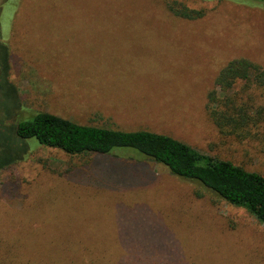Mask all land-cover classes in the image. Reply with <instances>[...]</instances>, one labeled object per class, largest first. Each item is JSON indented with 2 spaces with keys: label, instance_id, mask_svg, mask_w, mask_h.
Masks as SVG:
<instances>
[{
  "label": "rangeland",
  "instance_id": "1",
  "mask_svg": "<svg viewBox=\"0 0 264 264\" xmlns=\"http://www.w3.org/2000/svg\"><path fill=\"white\" fill-rule=\"evenodd\" d=\"M0 38V264H264V224L136 149L15 131L39 111L147 129L264 176V133L220 134L206 109L229 60L264 68V0H0Z\"/></svg>",
  "mask_w": 264,
  "mask_h": 264
},
{
  "label": "trees",
  "instance_id": "2",
  "mask_svg": "<svg viewBox=\"0 0 264 264\" xmlns=\"http://www.w3.org/2000/svg\"><path fill=\"white\" fill-rule=\"evenodd\" d=\"M169 8L186 18L201 12ZM9 60L8 55L6 56ZM206 109L220 134L238 138L264 133V68L245 58L229 60L214 78ZM17 136L72 155H106L115 147H131L165 165L172 174L199 183L229 204L243 207L264 224V176L241 165L203 153L170 135L147 129L122 130L81 124L47 111L16 123ZM10 162L0 169H6ZM122 257L117 264H122Z\"/></svg>",
  "mask_w": 264,
  "mask_h": 264
},
{
  "label": "flooded vegetation",
  "instance_id": "3",
  "mask_svg": "<svg viewBox=\"0 0 264 264\" xmlns=\"http://www.w3.org/2000/svg\"><path fill=\"white\" fill-rule=\"evenodd\" d=\"M0 48H2V50H4V52L6 53V56L8 55V57H9V55H10V53H9V51H8V45L5 43V42H3L2 40H1V38H0ZM1 51H0V55H1ZM7 63L10 65V59L8 60L7 59V57H6V65H7ZM1 66H2V63H1V60H0V68H1ZM9 68V67H8ZM1 72V71H0ZM9 80V79H8ZM11 84V83H10ZM12 85V87L14 88V86H13V84H11Z\"/></svg>",
  "mask_w": 264,
  "mask_h": 264
}]
</instances>
